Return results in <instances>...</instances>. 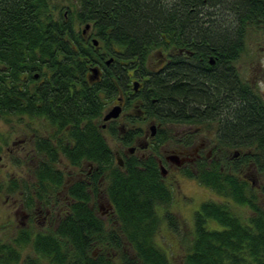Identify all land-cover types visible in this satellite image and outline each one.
<instances>
[{"label": "trees", "instance_id": "16d2710c", "mask_svg": "<svg viewBox=\"0 0 264 264\" xmlns=\"http://www.w3.org/2000/svg\"><path fill=\"white\" fill-rule=\"evenodd\" d=\"M87 24L91 26L89 38L83 34ZM251 25L264 28V0H75L70 6L62 0H0V116L37 112L38 95L32 98L25 90L29 83L40 86L32 73L43 66L51 72V86L45 87H55V72L86 71L94 57L90 37L114 56L112 68L104 66L109 75L119 71L120 55L127 71L142 65L149 56L163 53L170 38L177 46L188 47H192L188 43L191 38L201 39L205 54L211 48L218 52L217 75L204 77L207 86L196 80L194 85L183 86L179 97L167 103L160 86L164 83L158 82L156 107L168 105L178 114L187 108L206 122V129L217 132L220 141L212 146L220 162L203 168L196 178L228 203L232 200L247 206L252 214L244 218L226 203L201 202L193 213L192 240L184 264H264V205L256 188L243 177L248 168L264 176V101L238 72L233 79L225 68L239 58ZM109 75L105 88L97 86L94 94L99 89L112 92ZM95 103L92 96V105ZM108 161L111 168L109 157ZM48 166L41 165V169ZM149 171L110 179L109 194L116 201L126 242L137 250L136 256H123L124 264H171L155 242L154 232L163 219L172 229H178L179 223L173 214L159 216L157 206L168 204L170 198L158 189ZM3 189L0 181V192ZM30 241L25 234L13 244L18 248ZM13 244L0 237V264H21V253ZM33 248L37 255L58 263L59 249L50 240L37 235ZM87 260V264H101ZM37 262L30 257L24 264Z\"/></svg>", "mask_w": 264, "mask_h": 264}, {"label": "flooded vegetation", "instance_id": "af4514ba", "mask_svg": "<svg viewBox=\"0 0 264 264\" xmlns=\"http://www.w3.org/2000/svg\"><path fill=\"white\" fill-rule=\"evenodd\" d=\"M90 27L83 32L88 38ZM93 39L90 37L94 57L86 71L55 72L58 79L55 87H50L51 72L44 71L43 66L32 73L39 87H33L25 78V84L29 83L25 91L32 98L38 95L37 112L7 115L12 129L22 133L12 137L13 130L10 141H5L9 147L4 146L2 151L20 166L27 164V168L9 173L0 192L1 196L4 192V201L18 224L10 241L13 244L20 235L27 234L31 238L28 246L37 255L35 237L50 240L58 247L59 257L58 263H52L38 255L47 264H87V259L124 264L125 254L136 256L137 250L126 242L116 201L109 194L111 176L133 171L144 175L151 170L158 189L169 194L170 202L157 206L159 216L164 218L173 214L170 206L174 196L179 207L191 198L182 192V178L191 177L200 184L196 176L201 170L219 164L221 159L212 146L220 141L215 130L206 129V122L187 108L184 114L175 113L177 110L168 109V105L157 108L158 96L154 95L158 82L164 83L160 86L165 90L166 103L176 100L180 89L194 85V80L207 86L204 77L217 75L220 69L214 48L205 54L201 39L191 38L188 43L192 47H188L177 46L170 38L163 53L153 54L127 71L123 56H118L119 71L109 75L104 66L112 68L115 58ZM225 68L230 70L229 76L237 78L235 60ZM108 75L112 92L99 89L94 94L97 86L105 88ZM67 76L72 78L68 80ZM258 93L264 101V94ZM92 96L97 99L95 105ZM115 106L119 107L118 114L105 119ZM162 110L170 112L161 114ZM46 163L47 170L41 169ZM246 170L243 177L256 188L264 205V182L256 183L254 179L261 174L256 169ZM185 206L189 211L190 205ZM162 225L166 230V219L161 220ZM179 228L173 231L170 227L169 233L175 234ZM157 235L158 231L154 232V240Z\"/></svg>", "mask_w": 264, "mask_h": 264}, {"label": "rangeland", "instance_id": "374dc122", "mask_svg": "<svg viewBox=\"0 0 264 264\" xmlns=\"http://www.w3.org/2000/svg\"><path fill=\"white\" fill-rule=\"evenodd\" d=\"M62 2L70 6L75 0H62ZM236 69L239 75L242 76L243 81L250 84L254 90L264 94V28L262 26L251 25L247 27L244 37V48L239 58L236 60ZM8 120L7 117L0 116V181L3 183H5V180L9 177V173L11 174L15 170L20 171L22 167L27 168V164L24 163V161L22 162L24 163L23 166H20L15 163V160H12L11 157L7 158L8 155L4 153L5 151H2L4 146H6L5 141H10V134L13 130L15 131L12 137L15 136L16 133H22L18 128L13 127L12 129ZM7 147L9 146H6V148ZM233 151L234 150H231V152ZM33 161L36 162L35 160ZM263 178V175L254 177L256 183L257 181L263 183ZM182 179V192L186 193L191 198H186L184 204L179 207V202L174 196L170 206L179 223V232L175 234L169 233L170 227L167 226L165 230L164 225H162L161 228L160 224L157 230L159 235H157L155 239V242L166 250L167 257L171 264H184L185 254L192 240L193 213H191L192 211L190 210H197L201 202L213 200L226 203L233 212L244 218L252 214L247 206L239 205L232 200L228 203L227 198L216 195L212 190L201 184H196V179L191 177H184ZM174 192L177 193L178 191ZM4 198V192L2 196L0 193V237L4 241H9L11 243L10 237L14 235L18 224L13 214L10 212L8 204L5 203ZM262 201L261 199L260 203ZM185 205H190L188 208L189 211L185 208ZM173 231L175 230L173 229ZM14 247L21 253V264H24V261L30 258V256L43 264H47V262L39 258L38 255H34L30 246L23 245L17 248L15 244Z\"/></svg>", "mask_w": 264, "mask_h": 264}, {"label": "water", "instance_id": "95a60500", "mask_svg": "<svg viewBox=\"0 0 264 264\" xmlns=\"http://www.w3.org/2000/svg\"><path fill=\"white\" fill-rule=\"evenodd\" d=\"M88 27H89V25L87 24V25L85 26V28H84L83 31H85ZM93 42H94V44H97L96 39H93ZM110 60H111V59H110ZM110 60H109V61H110ZM92 71H93L94 73L97 72L96 68H93ZM118 112H119V107H118V106L113 107V108L109 111V113L105 116V119H107V118H109V117H115V116L118 114Z\"/></svg>", "mask_w": 264, "mask_h": 264}]
</instances>
